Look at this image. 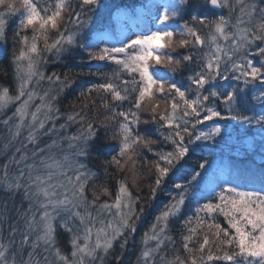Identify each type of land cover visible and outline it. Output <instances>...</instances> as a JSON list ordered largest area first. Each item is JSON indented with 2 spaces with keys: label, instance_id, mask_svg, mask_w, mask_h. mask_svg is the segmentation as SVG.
Listing matches in <instances>:
<instances>
[{
  "label": "snow or ice",
  "instance_id": "1",
  "mask_svg": "<svg viewBox=\"0 0 264 264\" xmlns=\"http://www.w3.org/2000/svg\"><path fill=\"white\" fill-rule=\"evenodd\" d=\"M114 7L0 0V264H264V164L217 153L241 128L264 150V0Z\"/></svg>",
  "mask_w": 264,
  "mask_h": 264
},
{
  "label": "trees",
  "instance_id": "2",
  "mask_svg": "<svg viewBox=\"0 0 264 264\" xmlns=\"http://www.w3.org/2000/svg\"><path fill=\"white\" fill-rule=\"evenodd\" d=\"M147 0H110V3L116 7H114L112 16H113V26L119 27L121 22H117L115 20L116 12L121 10H130L123 9L120 6H133L135 5L137 9L139 5L142 3H146ZM123 23H132V21H123ZM9 51H4L0 49V84L7 85L13 83V67L10 63V49H11V41H9L8 45ZM71 61H66V63H70ZM55 65H49V68H54ZM7 72V75L4 73ZM181 77L178 75L177 79ZM73 97L69 95L67 100H71ZM11 111V109L9 110ZM231 130V129H230ZM258 129L252 130L250 132H245L244 129H239V131L232 130V137L229 139L225 137L224 140L220 142L219 147L217 148V153L222 154L224 158V162H234L239 165L242 171H244L246 178L259 180L260 178V166L264 164V150L260 149V136L258 135ZM3 140H0V162L3 161L4 151H3ZM104 157L92 158L89 160V166L93 169L100 172L101 181L104 179V172L102 169V161ZM108 183L114 186V180L109 178ZM142 198L145 200V207L148 208V211L145 214V217L142 219L140 224L138 225V231L135 236V240L137 242V248L139 245V241L144 231L147 230L148 226L153 220L154 215L163 207V203L166 200L165 196H159L155 202H153L150 206L146 201L147 196V188H145L144 192L141 193ZM179 226L174 224L173 228L176 229ZM59 239L61 241V245L65 251L69 250L68 246V236L66 233H59ZM137 250L134 248L127 254L128 264H134L136 259Z\"/></svg>",
  "mask_w": 264,
  "mask_h": 264
}]
</instances>
